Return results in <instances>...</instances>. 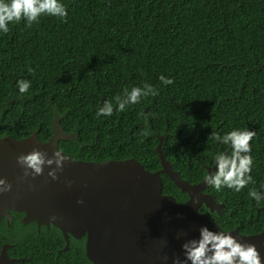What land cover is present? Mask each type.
Instances as JSON below:
<instances>
[{
    "label": "trees",
    "instance_id": "16d2710c",
    "mask_svg": "<svg viewBox=\"0 0 264 264\" xmlns=\"http://www.w3.org/2000/svg\"><path fill=\"white\" fill-rule=\"evenodd\" d=\"M60 2L66 19L42 15L31 27L21 19L0 32V138L36 132L47 141L55 107L63 130L77 134L76 141L58 144L72 159L134 158L156 172V136L165 135L163 151L172 169L197 184L217 153L228 154L211 133L250 130L256 132L250 175L264 183V0ZM161 75L173 84H162ZM20 80L31 84L23 95ZM145 83L159 94L116 110L125 89ZM106 101L113 104L112 115L97 116ZM160 177L163 194L181 203L188 199ZM31 227L15 221L7 229L3 220L0 235L20 253L37 242ZM65 264H92L85 245L73 243Z\"/></svg>",
    "mask_w": 264,
    "mask_h": 264
},
{
    "label": "water",
    "instance_id": "95a60500",
    "mask_svg": "<svg viewBox=\"0 0 264 264\" xmlns=\"http://www.w3.org/2000/svg\"><path fill=\"white\" fill-rule=\"evenodd\" d=\"M50 110L53 134L47 141H40L36 132L18 140L0 138V178L12 184L11 192L0 195V222L4 220L7 229L12 213H22L25 225L53 226L65 238H85V255L92 264H173L176 258L184 260L182 244L198 239L201 227L223 231L201 212L203 206L211 208L214 203L203 193L209 186L205 178L191 184L172 169L163 151L165 135L156 136L154 151L161 166L156 172L134 158L94 163L62 152L68 160L56 180L47 175L48 167L40 176L24 178L17 156L36 148L51 157L60 150V141L77 140L76 132L66 133L61 127L56 108ZM206 171V175L213 173L210 168ZM161 174L187 195L185 202L162 193ZM229 233L241 243L254 244L264 264V231L253 236ZM10 247L2 246L0 264L20 261L7 257Z\"/></svg>",
    "mask_w": 264,
    "mask_h": 264
},
{
    "label": "clouds",
    "instance_id": "9594fccd",
    "mask_svg": "<svg viewBox=\"0 0 264 264\" xmlns=\"http://www.w3.org/2000/svg\"><path fill=\"white\" fill-rule=\"evenodd\" d=\"M42 15L59 17L66 19L68 13L66 6L60 0H0V32L8 33L10 23H17L24 19L27 26L31 27L34 22H38ZM29 72L34 70L29 68ZM162 84L171 85L173 80L163 75L159 77ZM31 84L30 81H18V88L21 95L26 93ZM159 92L152 85L145 83L141 87H133L129 91L125 89V98L117 97L116 110L123 112L127 105L136 104L141 97L155 96ZM114 107L111 102L106 101L99 109L97 116H111ZM147 136L148 133L144 132ZM256 136L255 131L232 130L220 136L211 133L209 136L213 141H219L225 145H230L231 155L223 152L215 155L216 171L208 173L205 182L213 186L217 191L223 187L240 192L250 183L255 182L250 175L253 165L251 153V141ZM68 158L62 154L61 150H56L48 157L46 152L33 148L27 154L16 157L17 164L23 169V177L35 178L44 172V168L50 170L47 175L53 180L57 179V173L63 169ZM54 166V167H53ZM71 182H69L70 185ZM12 184L4 178H0V195L11 192ZM249 196L259 203L264 196L252 188ZM82 204L83 201H77ZM55 219V217H52ZM184 260L176 258L173 264H262L261 256L254 244L241 243L229 232H214L207 227L199 229L198 239H188L182 244Z\"/></svg>",
    "mask_w": 264,
    "mask_h": 264
},
{
    "label": "flooded vegetation",
    "instance_id": "af4514ba",
    "mask_svg": "<svg viewBox=\"0 0 264 264\" xmlns=\"http://www.w3.org/2000/svg\"><path fill=\"white\" fill-rule=\"evenodd\" d=\"M222 145L230 155L231 152L229 151H232L230 145ZM213 164L214 166H211L210 169H213L214 173L217 170L215 160ZM252 188L264 196V183L259 182L250 183L238 193L227 187L217 191L211 186L209 190L207 188L203 193L209 194L214 203L211 208L203 206L201 212L225 232L237 231L243 236L259 235L264 231V199L257 203L250 197L249 191ZM22 216L21 213L17 214L12 222L18 221L25 227L34 226L37 231V242L32 246L24 247L20 253H16L13 250L14 244L7 241L5 236L0 235V254L2 246L11 243V247L6 251L7 257L10 260H20L13 264H65L68 250L73 243H82L83 247L85 245V238L75 239L71 235H67L65 238L59 230H52L51 226L49 228L38 227L33 223L24 225L21 222ZM41 235L48 236V239H40L39 236ZM26 236L27 233L23 234L19 240L22 241Z\"/></svg>",
    "mask_w": 264,
    "mask_h": 264
}]
</instances>
